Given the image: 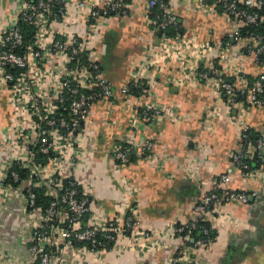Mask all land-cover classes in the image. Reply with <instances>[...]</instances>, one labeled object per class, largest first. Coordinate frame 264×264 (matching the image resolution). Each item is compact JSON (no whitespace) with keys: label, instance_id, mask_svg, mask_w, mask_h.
Masks as SVG:
<instances>
[{"label":"crops","instance_id":"1","mask_svg":"<svg viewBox=\"0 0 264 264\" xmlns=\"http://www.w3.org/2000/svg\"><path fill=\"white\" fill-rule=\"evenodd\" d=\"M84 0H65L66 15L53 31L57 39L84 40L93 31L90 5L79 8ZM199 0H169L187 44L225 42L229 34L244 31L243 25L222 11L203 10ZM149 0H131L126 15L111 12L95 20L93 56L101 76L114 88L115 97L93 104L80 130L77 143L84 152L73 168V175L91 199L93 217L125 218L134 215L135 233L148 231L149 237L135 241L122 238L103 262L88 259V264H167L177 256L171 239L176 224L192 220L195 207L213 188V182L229 175V191L255 193L247 205L231 203L210 221L217 230L207 251L200 253L202 264H264V168L257 176L242 178L232 155L241 147L240 122L257 136L264 137V109L243 100L231 108L218 93L216 78H199L209 67L195 62L189 48L165 53L162 35L150 22ZM22 0H0V32L18 22ZM50 42V40H49ZM229 55L237 59L223 76L231 78L236 90L259 75L264 64L241 55L243 43L230 42ZM209 58L216 53H207ZM63 59L52 57L49 67L59 72ZM154 64V66L150 65ZM223 67V64H218ZM147 68L143 73L142 69ZM236 74H234V73ZM144 80L148 93L136 99L122 98L120 91L132 81ZM156 105L177 109L185 120L163 116L149 124L138 117L137 105ZM15 119L10 96L0 91V138L8 135ZM127 139L136 143L152 141L154 162L130 156L120 165L113 152ZM264 141V140H263ZM7 154L0 148V264H33L29 249L32 232L24 209L23 192L4 187L2 169ZM264 156V148H263ZM133 238V236H132ZM70 264H77L66 253Z\"/></svg>","mask_w":264,"mask_h":264},{"label":"built area","instance_id":"2","mask_svg":"<svg viewBox=\"0 0 264 264\" xmlns=\"http://www.w3.org/2000/svg\"><path fill=\"white\" fill-rule=\"evenodd\" d=\"M198 2L206 11L221 7L226 16L243 25L244 31L251 28L256 31L244 35L242 30H237L229 34L225 42L193 46L187 44L169 0H149V16L153 10L158 11L155 28L162 32L165 53L174 54L186 47L191 49L195 62H204L209 66L200 71L199 78L204 81L211 76L216 78L218 93L226 106L234 108L243 100L249 106L264 109V74L245 82L240 90L221 78L224 70L231 72L233 64H237V58L228 54L233 40L244 44L241 55L251 56L259 64H264V0ZM78 6L86 8L87 0ZM89 7L90 16L85 19L90 22L93 31L84 40L56 38L58 35L53 26L63 22L65 0H22L18 22L24 19L35 28L32 44L24 46L18 22L12 29L0 32V91L10 96L15 110L9 134L0 138V148L7 154L1 178L5 182L11 180L8 184L4 183L5 188L23 192L24 209L32 224L29 249L33 264H70L66 255L69 250L77 264H88V259L100 263L122 238L135 241L138 237H149L148 231L134 232L138 221L133 214L123 219L93 217L91 199L73 175V168L84 155L77 137L90 109L97 102L115 97L113 86L101 76L100 65L93 56L91 43L97 30L95 20L111 12L126 15L130 4L125 0H95ZM150 22L153 24L151 19ZM171 29L177 31L176 35H168ZM207 53L218 56L209 58ZM54 56L63 59L62 64H58L59 72L48 64ZM218 64H223V67ZM146 69L143 68L142 73ZM146 87V82L138 77L123 87L120 94L122 98L136 100L148 93ZM133 89L138 91L133 93ZM136 110L138 117L149 124L163 116L174 117L178 122L185 120L177 109L140 104ZM249 131L245 122L241 121V147L232 155L237 173L245 179L257 176L264 168L252 170L247 162L264 159V141L251 142ZM153 152L152 141L136 143L127 139L115 147L113 155L118 164L125 165L130 156L154 162ZM44 159H47L46 163ZM230 181L229 175L215 180L212 190L195 207L192 220L172 228L171 239L176 242L178 251L177 256L167 264H202L200 253L208 250L213 242L210 235L217 232L210 222L211 218H216L231 203L247 205L257 197L255 193L229 191L226 186ZM39 192L49 200L48 205L38 203ZM202 222L209 223L210 229L200 227ZM196 230H200L202 238L194 237Z\"/></svg>","mask_w":264,"mask_h":264},{"label":"trees","instance_id":"3","mask_svg":"<svg viewBox=\"0 0 264 264\" xmlns=\"http://www.w3.org/2000/svg\"><path fill=\"white\" fill-rule=\"evenodd\" d=\"M130 1L131 0H125V3L130 4ZM56 2H60V0H56ZM208 2L210 3L211 1H208ZM217 9H219V11H222V8L221 7H217ZM157 14H158L157 9L153 10V13L150 15L151 20L156 21V15ZM178 26H179V24H178ZM18 27H19V29H20L23 37H24V46L25 45L32 44L34 42V37H35V33H36L35 28L32 25H30L28 22H26L24 19H21L18 22ZM249 31H256V29H253V28L247 29V30L243 31L244 35L247 34ZM182 32H183V30H182ZM176 33H177V31L175 29H171V30L168 31V35H170V36H174V35H176ZM20 53H23V50H20ZM81 59H83V58L81 57ZM262 61H264V58H262ZM200 71H202V69ZM13 72H15V71H13ZM221 78L224 79V80H226V81H229V82L232 81L231 78H225L224 76H222ZM136 91H138V90H134L133 89V93H136ZM223 98L224 99L226 98L225 95H223ZM249 136H250L249 139L251 140V142H253L255 144L259 140H264V137L263 136H257L251 130L249 131ZM46 161H47V159H44V162L45 163H46ZM247 162L250 165V168L252 170H259V169H261V168L264 167L263 158L260 159V160H258V158H256L253 161L247 160ZM10 182H11V180L8 179L5 183L8 184ZM66 183H68V181H66ZM38 203L39 204H43V205H48L49 204V200L47 198H44L42 192H39L38 193ZM200 227H205V228H209L210 229V224L209 223L202 222V223H200ZM215 234L216 233L212 232V234L210 235V239L213 240L215 238ZM193 235H194V237L196 239H199V238H202L203 237V235L200 234V230H196L193 233ZM36 264H38V263H36Z\"/></svg>","mask_w":264,"mask_h":264},{"label":"water","instance_id":"4","mask_svg":"<svg viewBox=\"0 0 264 264\" xmlns=\"http://www.w3.org/2000/svg\"><path fill=\"white\" fill-rule=\"evenodd\" d=\"M158 35L161 36V35H162V32L159 31V32H158ZM263 162H264V159H263ZM251 200H252V199H251Z\"/></svg>","mask_w":264,"mask_h":264}]
</instances>
